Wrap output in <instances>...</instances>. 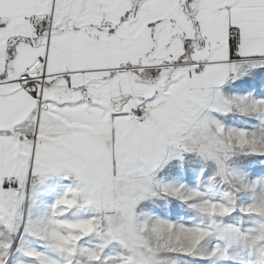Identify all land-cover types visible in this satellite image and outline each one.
<instances>
[{
    "label": "snow or ice",
    "instance_id": "1",
    "mask_svg": "<svg viewBox=\"0 0 264 264\" xmlns=\"http://www.w3.org/2000/svg\"><path fill=\"white\" fill-rule=\"evenodd\" d=\"M0 264H264V0H0Z\"/></svg>",
    "mask_w": 264,
    "mask_h": 264
}]
</instances>
